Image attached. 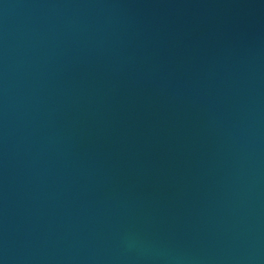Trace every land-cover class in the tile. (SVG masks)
<instances>
[{"label":"water","instance_id":"water-1","mask_svg":"<svg viewBox=\"0 0 264 264\" xmlns=\"http://www.w3.org/2000/svg\"><path fill=\"white\" fill-rule=\"evenodd\" d=\"M0 264H264V0H0Z\"/></svg>","mask_w":264,"mask_h":264}]
</instances>
